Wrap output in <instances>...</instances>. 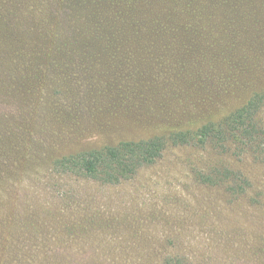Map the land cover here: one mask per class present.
Segmentation results:
<instances>
[{
  "label": "rangeland",
  "instance_id": "obj_1",
  "mask_svg": "<svg viewBox=\"0 0 264 264\" xmlns=\"http://www.w3.org/2000/svg\"><path fill=\"white\" fill-rule=\"evenodd\" d=\"M262 91L264 0H0V264H264V101L250 145L114 185L51 164Z\"/></svg>",
  "mask_w": 264,
  "mask_h": 264
},
{
  "label": "trees",
  "instance_id": "obj_2",
  "mask_svg": "<svg viewBox=\"0 0 264 264\" xmlns=\"http://www.w3.org/2000/svg\"><path fill=\"white\" fill-rule=\"evenodd\" d=\"M263 101L264 91L254 94L242 107L229 111L222 119L214 121L210 117L201 125H198L200 121L169 118L166 119V128L155 129L148 139L124 141L114 146L63 156L51 164L57 171L114 185L131 178L144 166L153 164L168 145H185L208 138L224 151L229 143L250 145L258 138L255 116ZM13 168L11 165L0 167V185L17 172L18 168ZM184 262L182 258H170L165 264Z\"/></svg>",
  "mask_w": 264,
  "mask_h": 264
}]
</instances>
